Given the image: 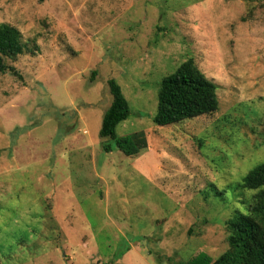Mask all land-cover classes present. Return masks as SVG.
Masks as SVG:
<instances>
[{
  "label": "rangeland",
  "instance_id": "obj_1",
  "mask_svg": "<svg viewBox=\"0 0 264 264\" xmlns=\"http://www.w3.org/2000/svg\"><path fill=\"white\" fill-rule=\"evenodd\" d=\"M2 23L24 51L0 73V264L227 251L264 163V0H0ZM189 59L219 110L156 126L161 82ZM110 79L131 109L118 138L148 144L134 157L100 136Z\"/></svg>",
  "mask_w": 264,
  "mask_h": 264
},
{
  "label": "trees",
  "instance_id": "obj_2",
  "mask_svg": "<svg viewBox=\"0 0 264 264\" xmlns=\"http://www.w3.org/2000/svg\"><path fill=\"white\" fill-rule=\"evenodd\" d=\"M23 51L20 31L9 24H0V73L8 70L6 59L16 60ZM10 70L16 73L15 69ZM108 86L112 103L103 115L100 136L115 141L126 156H137L148 147L147 141L139 133L118 138L116 129L128 120L131 109L114 79L108 81ZM217 89L216 84L205 76L193 59L185 61L161 82L154 124L165 127L200 116L214 115L219 110ZM105 150L110 152L112 147L106 146ZM241 188L256 194L245 211L237 212L227 222L229 249L215 260L200 253L191 261L180 264H264V163L249 172Z\"/></svg>",
  "mask_w": 264,
  "mask_h": 264
}]
</instances>
